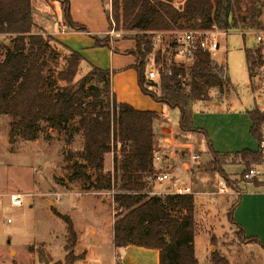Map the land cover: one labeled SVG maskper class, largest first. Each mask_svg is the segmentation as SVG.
Listing matches in <instances>:
<instances>
[{
    "label": "trees",
    "instance_id": "1",
    "mask_svg": "<svg viewBox=\"0 0 264 264\" xmlns=\"http://www.w3.org/2000/svg\"><path fill=\"white\" fill-rule=\"evenodd\" d=\"M44 1L61 6L66 32L89 33L86 26L72 20L69 0ZM100 1L103 6L104 0ZM110 2L111 20L105 11L109 29L113 20L116 31L133 34L123 39L134 41L135 48L123 54L136 60L132 69L137 74L142 94L169 109H177L181 133L206 137L204 131L193 127V107L209 102L210 92L226 85V70L210 54L198 52L190 66L185 68L172 63L170 76L160 69L156 80H148L151 62L162 65L164 70L169 65L159 51H154V38L160 33L205 31L212 27L226 32L259 30L264 1L185 0L179 7L163 0ZM92 38L96 48L120 53L112 47L109 36ZM166 38H169L167 46H172L173 39ZM246 55L248 64L252 63V51L248 50ZM49 61H61L64 69L56 72L48 68ZM112 75L110 71L92 66L81 55L39 29L34 21L32 0H0V116L13 120L9 143L15 144L18 139L37 141L43 125L49 131L67 132L70 125L77 122L74 130L84 141L83 161L67 164L66 178L58 179L57 184L81 183L85 193H113L116 264H122L120 251L132 246L156 250L159 264H198L193 195L150 196L152 188L146 183L156 171L153 160L158 148L154 125L162 120L161 116L119 103L112 92ZM151 88L158 89L159 98L150 92ZM248 117L250 135L259 145L264 142V115L254 109L248 112ZM208 152L213 160L230 156L215 153L209 143ZM107 154L113 155V169L112 173L104 174ZM233 156L244 164V173L251 166L264 164L259 150H244ZM90 170L97 173L95 177ZM244 183L264 187L257 179ZM238 200L239 197L231 212L236 227L232 213ZM52 211L66 223L68 234L67 255L63 263L55 264H74L81 257L71 253L77 242L72 221ZM239 230L245 237L243 230ZM247 239L264 248L255 238ZM213 263L219 264V261L214 258Z\"/></svg>",
    "mask_w": 264,
    "mask_h": 264
},
{
    "label": "rangeland",
    "instance_id": "2",
    "mask_svg": "<svg viewBox=\"0 0 264 264\" xmlns=\"http://www.w3.org/2000/svg\"><path fill=\"white\" fill-rule=\"evenodd\" d=\"M103 2L104 8L100 0H75L77 18L86 20L97 30L108 26L106 36L112 41L131 37L132 33L116 31L113 20L109 29L105 11L111 20V2ZM177 2L183 0L173 1L174 4ZM32 6L36 26L50 35L49 30L56 29L53 23L57 19L49 3L32 0ZM260 29H264V16ZM112 31L113 35L110 34ZM181 32L162 33L165 40L154 47V51L167 47L169 38L166 37L175 39ZM247 32L250 31L231 32L219 39L220 48L213 60L226 70L227 83L221 90L210 92L209 102L196 104L193 108L194 128L204 130L207 135L209 132V144L215 153H221L219 155L228 152L226 150L242 152L259 148L250 135L248 112L264 107V93L259 92L258 83L250 74L246 53L253 49L254 37ZM48 68L58 72L64 69V65L61 61H49ZM150 92L159 98L158 89L151 88ZM216 103L219 106L216 107ZM12 122L10 117L0 116V194L21 193L25 200L21 207H12L7 200L3 203L0 211V264L63 263L67 255V226L52 209L72 221L77 242L71 253L74 257H81L74 264H113L111 225L116 214L112 205L113 194L85 193L81 183L73 184L70 189L64 187L67 185L57 184L58 179L66 178L67 164L83 161L84 141L74 130L77 122L72 123L67 132L49 131L43 125L37 141L18 139L15 144H10L8 136ZM178 123L179 111L164 108L163 118L155 128V141L158 152L164 154L169 151L164 140L173 138L174 158L161 164L160 171L168 175V182L150 186L151 192L165 194L174 189L173 185L191 186L195 193V255L198 264H214V258L219 264H264V248L243 237L231 220L232 208L239 197L237 191L245 186L242 179L244 164L233 155L213 160L207 142L198 133H181ZM192 156L199 157V160L189 173L184 165H191ZM111 157L112 154L105 156L104 174L112 173ZM89 173L92 177L97 174L92 170ZM246 189L254 190V186L251 184L243 190ZM7 218L12 219L10 225L6 224ZM85 250L95 251L97 258L87 262L85 253L81 254Z\"/></svg>",
    "mask_w": 264,
    "mask_h": 264
},
{
    "label": "crops",
    "instance_id": "3",
    "mask_svg": "<svg viewBox=\"0 0 264 264\" xmlns=\"http://www.w3.org/2000/svg\"><path fill=\"white\" fill-rule=\"evenodd\" d=\"M69 1H70V13L72 20L75 23L86 26L87 29L89 30V33L65 32V34H61L60 30L57 27L56 29H54L52 25H50L52 28L51 30H49L50 31L49 34L52 35L54 39L65 45L70 50L81 55L83 59L86 60L92 66L100 70L110 71L111 73H113L111 87H112V92L114 93L116 100L119 103L129 105L137 111L155 112L159 114L162 119L164 108L167 107L152 101L149 97L142 94L138 86L137 74L132 69V66L135 65L136 60L131 55L123 54L125 51L133 50L135 48L134 41L132 40L112 41L111 39L112 47L114 49H117L120 53H114L111 49L108 48H96L94 39L92 37L97 36L99 38H103V36H106L108 34L107 33L108 26L107 28H102L99 30H97V28H92V26H90V24L86 20H80L77 18L75 12L76 10L75 0H69ZM49 5H50V9H52V12L57 19V22L55 23L56 24L59 23V25L63 27L61 6L58 3H49ZM217 106H219V104L216 103V107ZM206 109L210 110L211 108L206 107ZM194 118H195L194 115H192V124ZM159 123L160 122L155 123L154 125L155 140H156L155 128H157L156 125ZM193 127H195V125H193ZM199 136L202 138V140L204 139L207 142V150H208L209 132L208 135L206 133V137L200 134ZM200 146L202 148H205L203 147V144H201ZM226 151L228 152L224 154L227 155L240 153L239 150L238 152H235V150H226ZM249 151H255V150H249ZM155 168L157 170L158 169L160 170L161 165H157ZM258 182L264 183V180H258ZM74 184H78V183H74ZM72 185L73 184L68 185L67 189H70ZM250 185L251 183H246L243 189H245L246 186H250ZM243 189H241L238 203L233 210L232 218L235 221L237 227L239 229L244 230L245 237L247 238L257 237L260 240V242H264V187H259V188L254 187V190L251 189L249 191L248 189L246 190ZM112 205H114L113 199H112ZM113 223H114V218L112 220V225H111L112 242H113ZM92 233L94 234L96 232L92 231ZM83 253H85L84 258L86 259L87 262H89V259L94 260L97 258L96 253L93 250H85L81 254ZM117 254L118 253L114 249L113 264H116ZM120 255H121L120 258L122 264H159V254L156 250H149V249L132 246L125 250L120 251ZM140 258H142L141 262H140Z\"/></svg>",
    "mask_w": 264,
    "mask_h": 264
},
{
    "label": "built area",
    "instance_id": "4",
    "mask_svg": "<svg viewBox=\"0 0 264 264\" xmlns=\"http://www.w3.org/2000/svg\"><path fill=\"white\" fill-rule=\"evenodd\" d=\"M185 0H183L184 2ZM182 2V3H183ZM182 3H173L176 7H179ZM59 30L61 34H65V29L59 23L54 24ZM231 32L220 31L216 27H212L210 30L205 31H184L181 32L175 39H173V45L167 46L163 49H158L161 53V56L165 58L168 62L167 70H164L162 65H156L152 63L149 65L147 77L148 80H156L158 76V71L162 69L166 72L167 75H171L169 72V68L174 63L175 65H183L185 68L190 66L196 60V55L198 52H203L210 54L212 57L215 52L220 48L219 39L221 37H225L229 35ZM111 35L114 34L110 33ZM246 34H250L254 37V47L252 50L254 61L249 64L250 66V74L251 77L256 79L258 83L257 86L259 88V92L264 93V29H260L257 31H250ZM162 33L157 34L154 38V47H157L159 44L163 42ZM258 111L264 115V107L258 109ZM164 144L167 148H169L168 153L160 154L157 152L154 155V167L157 165L164 164L169 162L170 159L174 158V139L166 138L164 140ZM191 150L192 147L188 146ZM258 150L261 152L262 156H264V142L259 144ZM199 160V157L192 156L191 165L185 164L184 168L190 173L191 167L194 163ZM264 167V164L260 167H254L248 170L243 174V181H251L254 179H264V170L261 169ZM156 169V168H155ZM161 169V168H160ZM169 177L165 173H161V171L156 169L154 175L148 177L146 179V183L149 186H155L157 184H163L168 182ZM172 191H169L165 194L151 192L149 193L151 196H164V195H194L192 188L189 184L187 185H176L173 187ZM240 195V193H238ZM8 201L10 206L12 207H21L24 204L25 195L21 193H10V194H0V211L3 208L4 201ZM12 223L11 218L6 219V224L10 225ZM89 264V263H86Z\"/></svg>",
    "mask_w": 264,
    "mask_h": 264
},
{
    "label": "water",
    "instance_id": "5",
    "mask_svg": "<svg viewBox=\"0 0 264 264\" xmlns=\"http://www.w3.org/2000/svg\"><path fill=\"white\" fill-rule=\"evenodd\" d=\"M163 1H165V2H167V3H173V1L174 0H163ZM50 206H52V204L50 203ZM48 261H46V263H47Z\"/></svg>",
    "mask_w": 264,
    "mask_h": 264
}]
</instances>
